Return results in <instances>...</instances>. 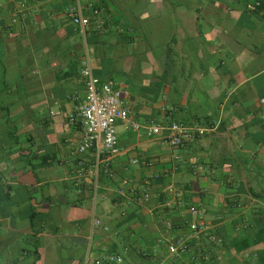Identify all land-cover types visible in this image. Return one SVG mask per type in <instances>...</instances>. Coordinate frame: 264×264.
I'll return each instance as SVG.
<instances>
[{
    "label": "crops",
    "instance_id": "1",
    "mask_svg": "<svg viewBox=\"0 0 264 264\" xmlns=\"http://www.w3.org/2000/svg\"><path fill=\"white\" fill-rule=\"evenodd\" d=\"M18 1L0 0V264H94L103 250L123 264H264V0H28L12 23ZM78 1L85 32L67 16ZM87 56L136 122L216 130L170 148L119 123L117 155L79 152L69 116ZM108 158L112 176L88 173ZM171 188L183 202L165 209ZM192 207L220 239L203 237L206 263L198 241L178 258L160 242L189 234Z\"/></svg>",
    "mask_w": 264,
    "mask_h": 264
},
{
    "label": "built area",
    "instance_id": "2",
    "mask_svg": "<svg viewBox=\"0 0 264 264\" xmlns=\"http://www.w3.org/2000/svg\"><path fill=\"white\" fill-rule=\"evenodd\" d=\"M261 6L262 2L257 1L254 4H250L248 9L255 11ZM86 7L91 10L92 14L95 15L98 13L92 3H89ZM27 10L28 0L18 1V7L12 15V23H16ZM67 16L75 25L80 26L83 32H85L90 25V19L84 15V6L80 1L67 10ZM80 74L85 80L86 99L77 106L74 112L69 116V122L73 125H79L80 127L81 142L79 145V152H96L100 161L103 155L112 157L119 153L117 133L119 123H122L126 129L143 133L148 137L159 136L164 133V140L170 148L184 147L189 141L216 130L215 126H203L196 123L188 125L182 122H173L170 124H157L154 122L142 124L136 122L131 113L125 108L121 93L114 88V82L112 80L102 81L98 78L94 74L88 56L81 61ZM261 103L264 104V99L261 100ZM137 162L138 161H135V163ZM88 173L94 178L98 177L101 173L112 176L109 158L105 161V165L102 168L101 163H98L96 166L94 163ZM84 174L85 172L80 173V176ZM127 185V180L121 182L118 191L120 195L125 194ZM169 191L171 197H166L162 202L164 208L171 209L182 205V193L174 188H171ZM139 200L140 202L150 201V191H145L139 197ZM190 213L194 220L189 223V234L187 236L179 238L168 237L160 240V242L165 241L170 255L178 258L188 252L189 239L198 241L200 244L198 258L203 263H206L210 261V253L206 246L202 244L203 237L207 236L209 233L208 226L200 220V217L204 214V210L192 207ZM92 223L94 227L100 225L99 220L96 218H93ZM166 226L167 229L170 230L172 228V223L168 221ZM109 230V227L105 228V231ZM209 237L211 242L215 244L220 243V239L216 235L210 234ZM123 262L124 257L122 254L109 252L107 250H103L98 258L94 260V264H123Z\"/></svg>",
    "mask_w": 264,
    "mask_h": 264
}]
</instances>
